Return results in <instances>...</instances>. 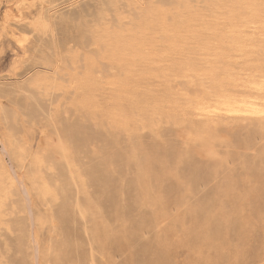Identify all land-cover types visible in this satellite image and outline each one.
<instances>
[{"label": "rangeland", "instance_id": "rangeland-1", "mask_svg": "<svg viewBox=\"0 0 264 264\" xmlns=\"http://www.w3.org/2000/svg\"><path fill=\"white\" fill-rule=\"evenodd\" d=\"M100 1L51 0L55 15L61 21L57 23L53 39H40L24 24L6 26L14 16L29 18L34 15L37 11L34 0H0V88L17 89L37 71L53 72L58 67L63 68L61 65L70 53L85 52L81 37L89 27L74 26L62 19L94 16ZM216 1L174 0V6L183 8L165 13L157 11L149 16L145 30L125 32L124 39H103L104 54L120 58L126 55L129 63L124 74L147 72V77L154 72L196 71L193 66L213 64L208 52L200 50L189 51L186 65H193L191 67L165 60L154 62V56L147 53V39L213 38V32L191 30L182 36L171 33L180 30L175 24L177 21L196 24L206 18L215 19L213 15L219 8ZM244 1L234 0L231 4ZM263 4V1H257L246 8H260ZM223 10L224 7L220 11ZM146 16L141 15L137 20L142 21ZM228 16L225 12L217 15L219 21L228 22L221 36L240 27L236 26L241 21L240 16ZM137 20L127 19L123 23ZM245 29L254 31L255 25L249 24ZM174 43V40H166L163 45ZM132 46L134 50L130 48ZM95 47H90L92 51L87 49L88 53H93ZM258 56L250 55L246 59ZM144 58L151 61L140 71L141 65L136 61ZM232 60L242 63V58ZM121 64L116 60L109 62L107 67L120 71ZM260 70L256 67L243 71L233 81L217 74L201 83L189 77L150 75L147 92L157 96L166 91L171 100L206 97V102L180 107L193 112L208 111L215 101L237 100L216 107L219 114H235L232 108L239 102L252 106L264 104V78L242 83ZM188 86L194 89L189 95L185 94ZM215 87L223 89L214 91ZM252 91L263 94L241 99ZM21 99L24 100L23 96ZM55 101L51 103L49 113L43 103L41 108H35L36 115L31 117L25 113L22 104L19 107L7 99H0L1 104L16 112L17 129L22 131H18L22 141L20 155L14 158L6 155L5 162H10L7 166L11 165L12 173L18 172L23 178L31 194L26 199L17 184L11 188L16 193L8 192L13 202L20 207L24 205L20 215L24 220L21 231L18 227L11 228L8 234L4 229L0 230V264H264V122L255 128L250 117L234 120L222 115L208 120L163 117L156 124L139 127L137 123H123L120 116L90 109L80 96L72 98L70 104L62 99ZM166 103L162 102L163 105ZM71 110L74 111L72 114ZM243 114L249 116L251 113ZM64 120L77 123L73 127ZM244 120L250 122L247 124L249 133L242 124ZM5 131L0 123V145L1 140H5ZM44 159L51 162L46 163ZM32 177L43 183L41 190L34 188ZM65 184L71 186H67L65 193L58 192L60 185ZM78 201L83 206L77 205ZM64 204H68L67 207Z\"/></svg>", "mask_w": 264, "mask_h": 264}, {"label": "bare ground", "instance_id": "bare-ground-1", "mask_svg": "<svg viewBox=\"0 0 264 264\" xmlns=\"http://www.w3.org/2000/svg\"><path fill=\"white\" fill-rule=\"evenodd\" d=\"M24 1L27 2L30 0H23V2ZM34 1H35L34 6L37 10L34 15H32L29 18L28 17L22 18V17L14 16V18L12 17L11 20L6 22V26L9 27V25H11V23L24 24V25L28 26L30 28V30L34 34H36L40 39H46V38H49V39L52 38L53 39V37L55 36V33H56L55 29L57 27V23L59 20L61 21V19H58L56 17V15H55L56 11H54L53 7L51 6V0H34ZM173 1L174 0H101L99 2V5H98V10L94 16H91V17L85 16V17H80L77 19H75V18L74 19H62L63 22L72 23L74 26L82 24V26L84 28L89 27L87 29L85 28V31H83L84 34L81 37V40L82 39L84 40L83 44H81V45L84 46V49H86L87 52L86 51L85 52L84 51L83 52H73V53L69 52L70 55L65 59L66 61L63 62L64 66H63V64L62 65L60 64L61 67H63V68L60 69L58 67V68L54 69L53 72H49V71L41 69L42 71H40V72L37 71L38 73L36 72V74H34L33 76L31 75L32 77L30 79L27 78L28 80L24 84H22V86L18 87L17 89L13 88L14 89L13 90V89H8V88H0V99H3V100L7 99L10 102H13V103L20 105L19 107H21L23 105L22 107L24 108L25 113L31 117L36 115V109L35 108H41L43 103H45V105L47 106V112L49 113V111L52 107L51 103L53 101H55L56 99H62L64 101V103L70 104L72 98H74L76 96H80L81 101H85L90 109L101 111V112H103V111L108 112L113 117L120 116L121 121L123 123H125V124L137 123L139 127H143V125H145V124H147V125L151 124V123L156 124L159 121V119H161L163 117L167 118V119L172 118V117H180V118H194L197 120H208L211 118H215L218 115L226 116L229 118V120H234L235 118H238V117H250V118H252L251 122L253 123V127L255 126V128H256L259 125H263V124H261V122H264V118H261L258 115H261L260 114L261 111H264V104L258 105V106H252L248 103L239 102L236 104V106H233V108H232V110L235 114H219V113H217L216 107L218 105L228 104V103H232V102H238L237 100L228 99L225 101H215V104L212 105L210 110H208V111L202 110V111H198V112H193L192 110H187V111L181 110L180 107L181 106L192 107L193 105H196L198 103L206 102L207 101L206 97L199 95L196 98H180V99L171 100L170 99V93H168L166 91L162 92L161 95H157V96H155L154 93H152L151 91L147 92V84L151 83L150 75H152V76L155 75L157 77H162V78H167V77H171V76L189 77V78L198 79L197 82L201 83V81H204V79H211L212 77H214L215 75L218 74L222 77H225L228 81H233L238 76H240L243 71H247V70H251V69L256 68V67H260L261 68L260 71H258L257 73H253V74L249 75L248 77H246V79L242 83H245V81L249 80V79H253V80L262 79V78H264V55H263V53L254 54L256 56L259 54V56L255 59H246L245 57H239V58H242L241 64L237 63V61L231 60V61H229L231 66H229L228 68H225L224 65L222 67H218V68L214 67L213 65H204L205 69L203 68V66L202 67L201 66H193L196 69V71L154 72V73H149L148 77H147V72H145V74H143V75H140L139 73H135L132 75L124 74V71L128 69V63H129L128 59L126 58V55L120 58L117 55L106 56L104 54V49L102 46L103 39H124L125 34H123V33H125V32L130 31L132 33L134 31H136L137 29L145 30L146 26H147V20H149V18H150L149 16L154 15L157 11H161V12L165 13L169 10H173V9H179L180 10L183 8V6H174ZM223 1L224 0H217L216 1L217 7H219V3L223 2ZM233 1L234 0H228L230 5H235V4H231V2H233ZM253 1H254V3H253L254 5L256 4L257 1H263V3H264V0H253ZM21 2H22V0H21ZM248 3H250V0L244 1V4H248ZM8 4H10V3H8ZM236 5H240V4H236ZM15 6H16V4H15ZM263 6H264V4L261 7H263ZM244 8H246V7H243L242 9H244ZM254 9H257V8H254ZM217 10H219V8ZM246 10H249V8H246ZM141 15H142V17L146 16V15L148 17L146 16V19L143 18L144 20H142V21L137 20V19L141 18ZM127 19L137 20V22H127V23L125 22V23H123V21H125ZM206 19L208 20V18H206ZM186 22H188V21L182 20V21L175 22L176 26L180 27V30L177 32H172L171 34H175V36H182L184 34V32L181 29L184 26L183 24H185ZM4 24H5V22H4ZM13 31H15V30H13ZM195 31H197V30L195 29ZM204 39H208V38H204ZM94 45L97 47V49H95L93 51V53H91V52L88 53L87 49H89L90 47H92ZM130 48L133 50L135 49L134 46H132ZM79 49H77V51ZM90 50H91V48H90ZM150 55H152V54H150ZM152 56H154V60H153L154 62H160V61H164V60L167 62L168 61L175 62V63L177 62V61H173L172 59H169L168 57H160L159 55H152ZM60 58H61V56L59 57V59ZM116 60H120L122 63L120 71H114L113 69H109L107 67L109 62H113ZM48 61H50V60H48ZM148 61H151V59ZM148 61L146 58L141 59L139 61H136V62H139L141 65V67H139L140 71L145 65H147ZM179 63L184 64V66H190L191 67V65H186V63H184V62H179ZM248 63H252V65H251V67L247 68L246 65ZM230 68H233V70L230 71L229 70ZM47 69H48V67H47ZM235 73H238V74H237V76L234 77ZM174 86H176V85H173V87ZM222 89H223V87H215L214 91H222ZM191 92H194L193 87L192 86L186 87L185 94L189 95V93H191ZM118 93H121V95H119ZM263 93L260 91L259 92L252 91L251 93H247L244 96H242L241 99H251V98L255 97V95H259V94H263ZM21 96H23L24 100L23 99L20 100ZM109 101H112V102L107 104ZM5 102H6V100H5ZM162 102L163 103L167 102V103L165 105H163ZM16 107H17V105H16ZM18 111H20V110H18ZM64 112H66L65 109H64ZM73 112L71 110L70 114H72ZM242 112L243 113L249 112V113L253 114L254 116H251V114L249 116H246V114L242 115ZM61 115H63V114H61ZM206 115H208L209 117L204 118ZM74 116H75V114H74ZM61 117L63 119H65V117H63V116H61ZM68 118H70V117H68ZM70 119H72V118H70ZM65 122H68V121H65ZM73 122H75V121H72V123ZM87 122H88V120H87ZM0 123L4 125L5 130H6L5 131L6 135L4 136L5 140L3 139L4 142H2V140H1V145H0L1 146L0 147V227H1L0 230L4 229L5 232L8 234V233H10V230L13 227H16V228L18 227V231L20 230V228L22 229L21 225L23 224L22 222L24 220L23 217H20V215L23 214V212H24V211H22V208H23L22 206H24V205H22L23 203L21 204L22 206L20 207L19 204L16 203V201L13 202V200L10 199L8 192H12L11 191L12 186H15L17 184L19 186V188L22 189L20 191H23L22 195H25L26 199H27V197H30L31 194L27 190L26 184L24 183L23 178L19 176L18 172L12 173V171H10V170H12V167H10L11 165L9 164L10 168L7 166L8 163H10V162H8L7 160L6 161L8 163L6 164V162H5V156L6 155L10 156L11 158H14V157H17L20 155V142H22V141L20 140L21 138H20L18 131H21V130L17 129L18 116H17L16 112L12 108H10L9 106H5V105L1 104L0 105ZM89 123H90V121L88 122V124ZM248 123H250V122L247 120L242 121V124L246 127V130L249 133V129L247 127ZM63 124H64V122H63ZM70 124L71 123H69V126H70ZM75 124H71V125H73V127H74ZM65 125H63V127ZM77 125L79 126V124H77ZM102 125L105 126L106 123H105V125L104 124H102ZM78 126H76V127L78 128ZM82 126H83V124H82ZM86 126H88V125H86ZM90 126H91V128H93L92 124ZM79 127H81V126H79ZM75 128H74V131L77 129V128L76 129ZM81 128H83V127H81ZM88 128H86V129H88ZM91 128H90V130H91ZM251 130L258 131V129H253V128H251ZM74 131L72 133H74ZM61 132H63V131H61ZM67 132H68V130H67ZM81 132L83 133V130H81ZM21 133H22V131H21ZM85 133L87 134V132L84 131V134ZM98 134L99 133H97V135ZM98 137H100V136L98 135ZM87 139L88 138H86V140ZM262 139H264V138H262ZM70 140H72V139L69 138V141ZM103 140H104V138H103ZM252 140H254V139L252 138ZM245 142H246V140H245ZM68 143L71 145L70 142H68ZM26 150H29V149H26ZM197 154H198V151H197ZM56 155H57V153H56ZM53 156H55V155H53ZM44 157H46V156H44ZM57 158H58V156H57ZM61 158H62V156L60 157V159ZM50 159L52 160V158H50ZM9 160H10V158H9ZM45 160L46 159H44V161ZM47 160H48L47 162L45 161L46 163L51 162V160L50 161H49V159H47ZM58 163L60 164V161ZM182 163H184V162H182ZM55 165H56V163L54 164V166ZM54 166H52V167H54ZM56 167H57V165H56ZM56 169H58V168H56ZM67 169L68 168H66V171H67ZM30 171H33V170H30ZM41 171H43V170H41ZM130 171H131V169H130ZM45 172H47V171H45ZM63 172H64V170H63ZM68 174H69V172H68ZM92 174H94V173H92ZM30 175H31V172H30ZM51 176H52V174L50 175V177ZM27 177H29V176H27ZM44 177H45V175H44ZM128 177H130V176H128ZM49 179H51V178H49ZM52 181H53V179L49 180L48 183H50ZM61 181L62 180H60L59 183ZM31 183L36 190H41L43 188V183L38 178L32 177ZM60 186L61 187H59L58 192H64V191H66V188L69 185L65 184V185H60ZM72 186H73V183H72ZM54 187H55V185H54ZM75 187H76V185H75ZM71 189L72 188H70L69 191ZM126 191H127V189H126ZM13 192L11 194H13ZM14 193H16V191ZM39 193L37 192L36 194H39ZM56 193H57V191H56ZM19 195H17V196H19ZM60 197L61 196H59V198ZM64 197H66V196H64ZM27 201L30 202V200H27ZM74 201H75V199H74ZM48 203H49V201H48ZM97 204H99V203H97ZM65 205L66 204H64V206ZM67 205H66V207H67ZM75 205L73 207H76ZM77 205H79V201H78ZM29 206H30V204H29ZM52 206H51V209H53ZM79 206H78V208H79ZM81 206H83V205H81ZM26 207H27V204H26ZM73 207H72V209H73ZM26 209H29V208H26ZM54 211H55V207H54ZM78 214H80L79 211H78ZM74 216H75V214H74ZM30 217L32 218L31 215H30ZM73 217H72V219H73ZM30 222H31V220H30ZM34 223H35V221H34ZM25 224L26 223H24V225ZM34 225L36 226V224H34ZM28 228H29V225H28ZM31 228H33V227H31ZM22 231H25V230H22ZM57 251H59V250H57ZM62 251H64V250H62ZM36 255H37V253H36ZM36 255H34V256H36ZM58 255H60V252ZM43 256H45V255H43ZM63 256L64 255H62V257ZM66 257H68V256H66ZM35 258L37 259L38 256ZM67 261H69V260H67ZM36 262L37 261L35 260V263Z\"/></svg>", "mask_w": 264, "mask_h": 264}, {"label": "flooded vegetation", "instance_id": "flooded-vegetation-1", "mask_svg": "<svg viewBox=\"0 0 264 264\" xmlns=\"http://www.w3.org/2000/svg\"><path fill=\"white\" fill-rule=\"evenodd\" d=\"M252 1L250 0L248 4H244L243 2L240 5H230L228 0H224L219 3V10L215 11L213 15L216 17L215 19H204L197 24H189V22L183 24L184 26L181 30L184 33L195 29L198 33L213 32L215 36L211 39H147V53L159 55L160 57H168L173 61H177L176 63H187L189 51H206L212 57L211 62L213 63L207 65L215 67H222L224 65L225 68L231 66L229 61L232 59L239 57L247 58L256 53H263L264 55V6L257 9H242L253 4ZM223 7L225 11H220ZM223 12L227 13L229 18L236 14L241 17V21L236 24V26L240 27L230 31L228 35L221 36L225 25L228 23L227 21L223 20L222 22L217 19V15ZM249 24L255 25L254 31H247L245 29ZM166 40H174L175 43L170 46L163 45ZM251 65L252 63H248L246 67H251ZM203 68L205 69L204 66ZM237 74L235 73L234 77Z\"/></svg>", "mask_w": 264, "mask_h": 264}, {"label": "snow or ice", "instance_id": "snow-or-ice-1", "mask_svg": "<svg viewBox=\"0 0 264 264\" xmlns=\"http://www.w3.org/2000/svg\"><path fill=\"white\" fill-rule=\"evenodd\" d=\"M262 91H264V89H262ZM262 116H264V111H261L260 113Z\"/></svg>", "mask_w": 264, "mask_h": 264}]
</instances>
